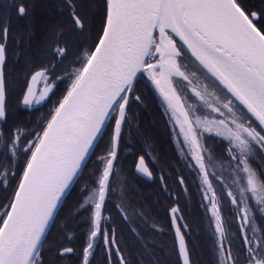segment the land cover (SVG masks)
Returning <instances> with one entry per match:
<instances>
[{"label": "snow or ice", "instance_id": "obj_1", "mask_svg": "<svg viewBox=\"0 0 264 264\" xmlns=\"http://www.w3.org/2000/svg\"><path fill=\"white\" fill-rule=\"evenodd\" d=\"M0 264H264V0H0Z\"/></svg>", "mask_w": 264, "mask_h": 264}, {"label": "trees", "instance_id": "obj_2", "mask_svg": "<svg viewBox=\"0 0 264 264\" xmlns=\"http://www.w3.org/2000/svg\"><path fill=\"white\" fill-rule=\"evenodd\" d=\"M45 109H41V111H44ZM153 112L156 115V119L159 121V125L157 126V131L158 134L155 136V138L152 140V143L155 144V146L157 147V149L159 150L160 154H167V158H171L172 156V150L169 147V145L167 144V136L164 132V128H163V120L160 118L159 112L160 110L157 109L155 106L153 107ZM149 151H151L149 149ZM153 156L156 155V153H152ZM148 159V157H146V160ZM149 166L152 167L151 161L148 160ZM142 182L144 184L145 190L149 191V190H158L157 189V183H153L152 181H149L147 179V177H142ZM177 192L180 191V189L177 187L175 189ZM155 197H151V199H154ZM161 201L162 203L155 205V210L151 212V217H154V219H150V223H164L166 221V209L168 207V202L164 200L163 197H161ZM184 198H181V203L183 204ZM141 227L144 229L145 232L148 233L149 238H152L155 234L152 233L148 228H146L145 226L141 225ZM201 228V232L203 233V230L205 228V224H201L200 225ZM162 239L165 240H170L169 236H165L162 237ZM202 259H207L206 255H202L201 257ZM172 259H175V257H172Z\"/></svg>", "mask_w": 264, "mask_h": 264}]
</instances>
